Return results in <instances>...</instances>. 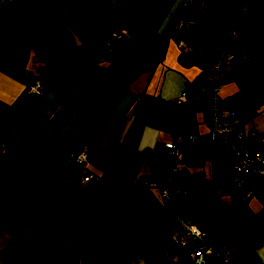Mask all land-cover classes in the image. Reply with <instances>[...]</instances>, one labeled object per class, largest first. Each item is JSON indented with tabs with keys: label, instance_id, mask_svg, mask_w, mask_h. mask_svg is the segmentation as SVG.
<instances>
[{
	"label": "crops",
	"instance_id": "0c3cea01",
	"mask_svg": "<svg viewBox=\"0 0 264 264\" xmlns=\"http://www.w3.org/2000/svg\"><path fill=\"white\" fill-rule=\"evenodd\" d=\"M30 2L0 30V102L19 107L0 114V264H193L175 246L176 217L218 226L243 253L234 264H264V174L237 202L247 180L230 174L206 120L215 96L264 130V0ZM229 25L236 37L222 45ZM220 55L233 62L211 94L205 69ZM34 77L38 94L26 91ZM80 148L96 177L87 186L71 157ZM153 178L178 200L163 205Z\"/></svg>",
	"mask_w": 264,
	"mask_h": 264
},
{
	"label": "built area",
	"instance_id": "2783aa9c",
	"mask_svg": "<svg viewBox=\"0 0 264 264\" xmlns=\"http://www.w3.org/2000/svg\"><path fill=\"white\" fill-rule=\"evenodd\" d=\"M203 0H197V6ZM112 3L113 0H108ZM192 3V0H183L182 7ZM245 6L241 7L244 10ZM179 24L185 23L183 18L178 21ZM117 36H124V33H115ZM233 29H230L223 39L224 45L230 39L235 38ZM242 59L245 63L250 60L245 55L244 47H241ZM248 57V58H247ZM233 62L232 56L220 55L215 63H212L205 69V78L207 82L212 84L211 94L214 93L217 85V73L221 63ZM208 70V72H206ZM258 70L264 73V65H259ZM41 90L40 80L37 77L32 78L26 87L27 92L38 94ZM184 101V92L181 91L175 98V103ZM211 120L208 127V135L210 141L215 145H222L227 147L230 151L228 159V170L230 174L235 177L247 180L246 184L242 186L240 191L236 194V201H243L251 196L250 185L261 178L264 174V130L257 131L254 128L243 125V122L237 117L234 111L221 108L218 98L213 96L210 103ZM264 119V112H263ZM258 137V144L256 147H250L247 143L248 137ZM194 141L192 135H188L186 146H190ZM165 149L170 157L177 155V147L173 143H166ZM74 163L82 168L83 171L79 176V182L82 186H87L95 180V176L85 170V161L87 158L84 149L80 148L77 152L72 154ZM150 187L158 190L161 202L163 205L176 202L178 196L168 195L165 184L159 179H151L146 182ZM176 226V233L174 235L175 246L182 250L183 254L189 258L193 264H202L204 256L210 255L214 264H234V261L241 258L243 253L239 249L230 245L223 237V233L218 226H215L214 234L209 230L197 227L193 222L185 218H174ZM211 234L214 235V242H210ZM213 241V240H212Z\"/></svg>",
	"mask_w": 264,
	"mask_h": 264
},
{
	"label": "trees",
	"instance_id": "16d2710c",
	"mask_svg": "<svg viewBox=\"0 0 264 264\" xmlns=\"http://www.w3.org/2000/svg\"><path fill=\"white\" fill-rule=\"evenodd\" d=\"M30 3V0H20L19 2L15 3L14 7L0 12V30L6 27L7 24L12 22V20L16 18V16H18L20 12L26 9L30 5ZM12 107H16L17 109L19 108L15 103L9 105L0 102V114L4 116V113L9 111ZM20 112L24 116V118L32 119L35 116L33 112L24 110H20Z\"/></svg>",
	"mask_w": 264,
	"mask_h": 264
},
{
	"label": "rangeland",
	"instance_id": "374dc122",
	"mask_svg": "<svg viewBox=\"0 0 264 264\" xmlns=\"http://www.w3.org/2000/svg\"><path fill=\"white\" fill-rule=\"evenodd\" d=\"M203 2V1H202ZM197 0H192V3H190V4H188V5H186L184 8H187L188 6H190V5H192L193 6V8H198L199 9V7L202 5V3L199 5V6H197ZM185 22H186V20H185ZM230 29H233L234 30V33H235V36H236V31H235V27H234V25H229L228 27H227V29H226V32H225V35L227 34V32L230 30ZM225 37V36H224ZM231 40V39H230ZM178 46H180L181 47V49L182 50H185V47L182 45V43L181 42H178ZM207 67H209V66H207ZM206 67V68H207ZM206 72H208V70L206 71ZM235 100H232V106L231 107H233L231 110L232 111H236V108L238 107V106H236V105H234L235 104ZM264 112V111H263ZM237 115V114H236ZM238 118H239V116H237ZM240 119V118H239ZM206 120H207V123H210V120H211V117H210V115L208 114V117L206 118ZM241 120V119H240ZM243 121V120H242ZM210 125V124H209ZM86 169V168H85ZM210 256V255H209ZM240 259V258H239Z\"/></svg>",
	"mask_w": 264,
	"mask_h": 264
},
{
	"label": "water",
	"instance_id": "95a60500",
	"mask_svg": "<svg viewBox=\"0 0 264 264\" xmlns=\"http://www.w3.org/2000/svg\"><path fill=\"white\" fill-rule=\"evenodd\" d=\"M106 74H105V72H103V71H101L100 73H98V78H100V79H106Z\"/></svg>",
	"mask_w": 264,
	"mask_h": 264
}]
</instances>
